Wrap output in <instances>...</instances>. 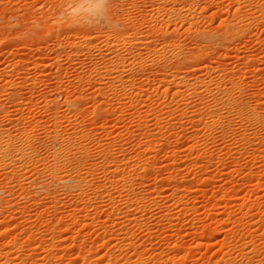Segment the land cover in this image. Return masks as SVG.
Instances as JSON below:
<instances>
[{"label":"rangeland","instance_id":"rangeland-1","mask_svg":"<svg viewBox=\"0 0 264 264\" xmlns=\"http://www.w3.org/2000/svg\"><path fill=\"white\" fill-rule=\"evenodd\" d=\"M83 1L0 0V264H264V0Z\"/></svg>","mask_w":264,"mask_h":264},{"label":"bare ground","instance_id":"bare-ground-1","mask_svg":"<svg viewBox=\"0 0 264 264\" xmlns=\"http://www.w3.org/2000/svg\"><path fill=\"white\" fill-rule=\"evenodd\" d=\"M92 1H95V3H94V5H93V7H89L88 8V6H87V9H90V10H94V11H96V8L98 9V7L100 6L99 4H101V0H92ZM82 2H85V1H83L82 0ZM88 2V1H87ZM91 2V1H90ZM162 2V1H161ZM174 2V1H173ZM81 8V7H80ZM86 8V7H85ZM75 9V8H74ZM83 9V8H82ZM96 12H98V11H96ZM85 15V14H84ZM78 21V20H77ZM81 21V20H80ZM80 21H78L79 23H80ZM88 21V20H87ZM86 21V22H87ZM95 22V21H94ZM77 23V22H76ZM82 24H84V23H82ZM89 24V23H88ZM87 25V24H86ZM81 26V25H80ZM89 26V25H88ZM75 27V26H74ZM124 71V70H123ZM111 76V75H110ZM35 131L36 130H31V132H30V135H34L35 134ZM12 146H13V144H11ZM10 145V146H11ZM11 146V148H13ZM21 147V146H20ZM7 148V147H6ZM10 148V147H9ZM1 149V148H0ZM22 149V148H21ZM20 149V150H21ZM50 149H52L50 152H53L52 154L54 155V157L55 158H58V155H59V151H58V149H56V147L54 146L53 148H50ZM11 150V149H10ZM15 150H17V149H15ZM49 150V149H48ZM67 150V149H66ZM1 151V150H0ZM6 151V150H5ZM63 151V150H62ZM4 152V151H3ZM23 152V151H22ZM27 152V151H26ZM49 152V153H50ZM1 153V152H0ZM6 153V152H5ZM60 153H61V151H60ZM23 154H24V152H23ZM14 156V155H13ZM4 158L6 157V155H4L3 156ZM16 157V156H15ZM17 158V157H16ZM60 160V159H59ZM58 160V161H59ZM82 164V163H81ZM83 165V164H82ZM86 165V164H85ZM28 166V165H27ZM120 167V166H119ZM53 168H54V166H53ZM55 170H56V167L53 169V170H51V172L53 173V175L55 176V178L56 179H58V181H60V183H62V181H64L65 182V184L64 183H62V184H64V185H62L64 188H66L68 191L69 190H72L73 188H76L77 186H80V184L81 183H83V181H82V179H76V178H68V177H58V175L55 173ZM8 171H9V169H8ZM112 172V171H111ZM58 183V182H57ZM43 184V183H42ZM77 189H79V188H77ZM25 190V189H24ZM39 191V190H38ZM71 194V193H70ZM86 196V195H85ZM96 208V207H95ZM10 258V257H9ZM53 261V260H52ZM45 264V263H44Z\"/></svg>","mask_w":264,"mask_h":264}]
</instances>
